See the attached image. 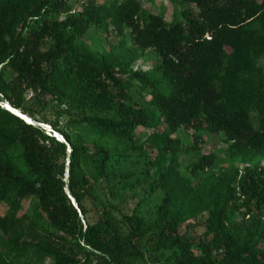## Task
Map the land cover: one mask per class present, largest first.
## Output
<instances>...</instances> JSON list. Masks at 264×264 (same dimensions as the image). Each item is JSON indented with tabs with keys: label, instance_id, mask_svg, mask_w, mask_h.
<instances>
[{
	"label": "trees",
	"instance_id": "obj_1",
	"mask_svg": "<svg viewBox=\"0 0 264 264\" xmlns=\"http://www.w3.org/2000/svg\"><path fill=\"white\" fill-rule=\"evenodd\" d=\"M1 205L0 264H264V0H0Z\"/></svg>",
	"mask_w": 264,
	"mask_h": 264
},
{
	"label": "rangeland",
	"instance_id": "obj_2",
	"mask_svg": "<svg viewBox=\"0 0 264 264\" xmlns=\"http://www.w3.org/2000/svg\"><path fill=\"white\" fill-rule=\"evenodd\" d=\"M143 3L151 11L156 12V13L159 12V8H158V6L156 4L155 5H152V4L148 3L147 1H144ZM166 13H167V16L169 17L170 14H171V9L168 8V10H167ZM156 59H158L157 56L154 55L153 52H150V54L147 56V59L143 62V65H145L146 67H151L154 64V62H155ZM143 97H144V95H143ZM152 114H153L154 117H156V115L158 114V112L156 111V112H153ZM155 119H157V118H155ZM46 126L47 125H44L45 128H46ZM145 132L146 131H144L142 129L141 132L139 133V135L142 138H145V136H146V133ZM190 134H192V130H189V131H186V132H180L179 135L182 137L184 143H186V142H189L191 140ZM204 135H205V138L207 140V145H205L203 147V150L202 151L204 153H206V152L208 153V152H211V151L215 152L218 155V159H219V162H220V166L222 164H223V166L224 165H228L227 162L229 160V155H228V151H227V148H226V144L223 141L222 136L216 135V134H213V133H210V132H206V133H204ZM4 208H5V205H1L0 206V213H3ZM203 229H204L203 227H199L197 229V233H201L203 231ZM180 232L182 234H184L187 231H186V229H184V227H181Z\"/></svg>",
	"mask_w": 264,
	"mask_h": 264
},
{
	"label": "water",
	"instance_id": "obj_3",
	"mask_svg": "<svg viewBox=\"0 0 264 264\" xmlns=\"http://www.w3.org/2000/svg\"><path fill=\"white\" fill-rule=\"evenodd\" d=\"M6 104H7V106H6ZM5 104V108H8L11 112H13V113H15V114H17V115H19V116H21V117H23L24 119H26V115H24L21 111H19V110H17V109H14L10 104H8V103H6ZM27 118H29V117H27ZM30 119V121H32L33 122V120L31 119V118H29ZM48 127H50V126H48ZM45 128V127H44ZM47 128V127H46ZM50 129H52L51 127H50ZM59 138L61 139V141H63V137L61 136H59ZM73 202H74V200H73Z\"/></svg>",
	"mask_w": 264,
	"mask_h": 264
},
{
	"label": "bare ground",
	"instance_id": "obj_4",
	"mask_svg": "<svg viewBox=\"0 0 264 264\" xmlns=\"http://www.w3.org/2000/svg\"><path fill=\"white\" fill-rule=\"evenodd\" d=\"M6 106H7V104H6ZM47 127V129H50V127H48V126H46ZM60 137H61V135H60Z\"/></svg>",
	"mask_w": 264,
	"mask_h": 264
},
{
	"label": "clouds",
	"instance_id": "obj_5",
	"mask_svg": "<svg viewBox=\"0 0 264 264\" xmlns=\"http://www.w3.org/2000/svg\"><path fill=\"white\" fill-rule=\"evenodd\" d=\"M7 109V108H6ZM44 125V124H41V126ZM43 127V126H42Z\"/></svg>",
	"mask_w": 264,
	"mask_h": 264
}]
</instances>
